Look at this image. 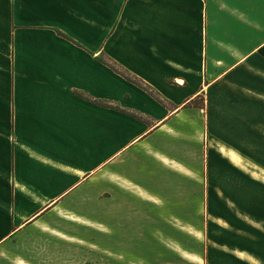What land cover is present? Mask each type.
Listing matches in <instances>:
<instances>
[{
  "label": "crops",
  "instance_id": "0c3cea01",
  "mask_svg": "<svg viewBox=\"0 0 264 264\" xmlns=\"http://www.w3.org/2000/svg\"><path fill=\"white\" fill-rule=\"evenodd\" d=\"M4 10L0 264H264V0Z\"/></svg>",
  "mask_w": 264,
  "mask_h": 264
},
{
  "label": "rangeland",
  "instance_id": "374dc122",
  "mask_svg": "<svg viewBox=\"0 0 264 264\" xmlns=\"http://www.w3.org/2000/svg\"><path fill=\"white\" fill-rule=\"evenodd\" d=\"M8 2H10V0H0V5L2 7L4 5L6 6ZM0 31L6 34L10 31V16L7 10H4V12L0 14ZM0 55L7 58V52H5L4 48H0Z\"/></svg>",
  "mask_w": 264,
  "mask_h": 264
},
{
  "label": "trees",
  "instance_id": "16d2710c",
  "mask_svg": "<svg viewBox=\"0 0 264 264\" xmlns=\"http://www.w3.org/2000/svg\"><path fill=\"white\" fill-rule=\"evenodd\" d=\"M111 66H112L114 69L118 70V68H117L115 65L111 64ZM122 74H123L127 79H129L130 81L135 82V83H137V84L140 83L138 79L133 78V77H131V76L128 75V74L123 73V72H122ZM88 99H90L91 101H93V102H95V103H99V104H101V105H103V106L118 108V106H116V105H114V104H111V103H109V102H107V101H103V100H99V99H95V98H90V97H89Z\"/></svg>",
  "mask_w": 264,
  "mask_h": 264
}]
</instances>
